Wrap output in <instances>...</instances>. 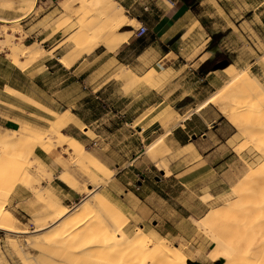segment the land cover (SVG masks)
<instances>
[{
	"label": "rangeland",
	"instance_id": "rangeland-1",
	"mask_svg": "<svg viewBox=\"0 0 264 264\" xmlns=\"http://www.w3.org/2000/svg\"><path fill=\"white\" fill-rule=\"evenodd\" d=\"M37 4L31 24L22 26L18 21L6 28L0 26V84H7L0 90V138L15 132L20 138L17 143L0 144V203L7 201L6 208L16 218L15 227L26 230H0V264H93V258L103 259L105 264L120 263L121 259L114 263L99 258L98 252L90 248L80 252L74 249L79 243L77 232L90 231L88 225L95 220L114 229L105 212L92 202L95 193L107 196L115 208H125V230L130 238L141 232L154 241L166 237L168 245L180 248L191 264H220L222 260L213 263L209 258L214 248L209 236L218 237L203 219L214 208L234 200L233 190L249 176L250 168H259L254 175L264 168V155L256 150L254 142L245 143L247 138L236 136L238 129L212 103L201 111L208 121H215L209 123V141L203 146L211 155L200 172L190 171L191 166L198 165L191 164L195 158L191 150L176 149L166 132H171L206 98L220 92L228 80L223 69L231 64L235 67L232 71L250 66V72L264 84V62L260 58L264 55V0L203 3L199 13L208 35L191 27L179 40L172 38L170 47L179 55L173 67L167 63L147 66L153 57L146 56L138 60L129 56V67L109 60L118 51L111 49L118 27L129 23L131 38H137L135 29L140 25L135 19L128 20L114 0H37ZM77 11L80 14L74 17ZM78 40L85 46H79ZM22 42L30 47L27 54L19 51ZM100 43L113 52L100 54L101 50H95ZM182 44L185 49L180 50ZM90 46V52L84 50ZM216 56L207 68L229 64L208 72L200 69L201 64ZM64 57H76L74 63L80 64L75 69L74 63L64 65ZM152 68L154 78L149 82L146 79ZM128 70H133L136 78H130ZM17 91L25 96H18ZM185 97L187 101L182 102ZM178 107L186 112L174 120L172 114ZM218 122L214 130L213 124ZM25 123L29 130L23 134L20 127ZM55 128L76 137L87 153L108 166L109 173L96 172L91 165V174L87 170L85 173V162L79 165L69 151L54 146L53 139L65 137L58 136ZM165 134L161 142L148 147ZM225 139L224 144L217 143ZM43 142L46 147L52 144L48 147L51 151L41 148ZM34 146V154L23 155ZM36 152L43 153V160ZM162 157L164 160H159ZM14 159H19L20 165L10 170ZM157 160L165 165L159 167ZM22 167L31 171L40 189L43 187L69 211L80 203H89L99 218L93 215L85 227L68 234L51 222L46 230L35 233L42 227L41 215L47 203L40 193L25 187ZM206 167L211 169L202 171ZM60 173L75 176L77 189L61 181ZM197 177L203 179L196 181ZM60 181L66 187L59 192L53 185ZM251 182L255 184L254 179ZM92 186L96 190L88 195ZM15 187L18 189L14 193ZM56 240L60 242L55 246L51 241ZM260 255L264 257V250Z\"/></svg>",
	"mask_w": 264,
	"mask_h": 264
},
{
	"label": "bare ground",
	"instance_id": "bare-ground-1",
	"mask_svg": "<svg viewBox=\"0 0 264 264\" xmlns=\"http://www.w3.org/2000/svg\"><path fill=\"white\" fill-rule=\"evenodd\" d=\"M78 12L79 11L75 12L74 17L80 14ZM131 22H135V20L133 19ZM6 26L7 25H4L5 28ZM130 34L131 32H125L123 34V38H127ZM91 41L92 39L88 40V44ZM121 41L122 40L115 39V42L111 43L113 45L111 46L110 44L111 49H115L121 43ZM77 44L79 46H85V44H81L80 40L77 41ZM19 45V51L21 53L27 54V49L30 50V47L25 45L23 42ZM90 49H92V46L85 47L84 50L90 52ZM29 52L31 53V51ZM75 58L71 57L68 59L67 57H64L62 62L70 66L74 62ZM260 58L264 62V55ZM249 67L250 66L245 67L243 70L239 71H232L235 69V67L233 64H231L223 69L228 76V80L219 93L213 94L206 98L197 107V110H201L209 103L216 105L221 114L227 118L229 123L238 129V133L235 135H240L247 138L245 143L254 142V146L257 148L256 150L264 155V84L257 76L250 72ZM152 71H154L153 68L149 71L148 77L146 79L149 82L154 78L152 76ZM127 73L130 75V78L131 75L136 78L135 72L133 70H128ZM159 79L161 78H158V80ZM144 82L146 81L144 80ZM156 83H159V81H156ZM15 94L18 96H25L18 91ZM56 113L57 112H55V114ZM179 118L180 116L178 114H173L172 119ZM20 128V132L23 134L27 133L29 130V126L26 123L22 124ZM49 133L52 134L51 132ZM56 133L58 136H63V134H65V137L53 139L54 146L62 147L64 150L69 151L68 154L70 157H74L79 165L85 162L87 167L88 165H91L93 170L96 172L102 174L109 173L110 169L108 166L101 162L97 157L87 153L83 147L84 145H82V143L76 137L66 134L62 131H57ZM168 133L169 130L166 132V134ZM166 134L164 136H159L148 147L151 148L155 144L161 142L165 138ZM19 139V136L15 132L12 133L10 137L0 138V144L6 145L7 142H12V144L17 143ZM22 139L23 137L21 140ZM51 145L52 144L49 146L51 147ZM41 146L40 147L46 152L51 151V148H48L49 146L46 147L44 142L41 144ZM36 147L37 146H34L29 150H25L23 155H29L32 153L34 154ZM192 147L191 145H188L185 146L184 149L191 150ZM243 151L244 150H242V153ZM5 153L7 155L6 151ZM87 157L88 160L84 161V159ZM159 160L163 161L164 158ZM159 160H157V165L162 168L165 163L163 162L164 164H160L161 161L158 162ZM19 165V159H14L11 161L10 170L17 169ZM261 166L263 167L264 165ZM89 168L90 167L84 168L83 171L87 170V172L90 173L91 171H89ZM258 169L259 168L256 167L255 169L250 168L251 173L249 176L246 177L244 181L237 188H235V190H233L234 200L228 201L218 208H214V210L203 219V224L206 225L218 237L217 240L208 235L214 244V248L209 253V258L213 263L222 260L220 264H264V257L263 255H260V251L264 250V168L261 169L257 175H254ZM168 171L170 170L168 169ZM22 172V179L27 183V186L25 187L31 190V192L33 191L40 193L39 195L41 196V199H44L47 203L46 210L41 215L44 217V222L42 223V227L35 230V233L46 230L49 226V223L51 222V224L56 223L60 225L59 229H61L63 233L68 234L71 231L82 228L83 226L85 227L86 223L90 218L93 217V215L99 218L97 213H95L93 210V206L89 203H80L77 207H75L73 212L69 211V209L63 206L56 197L52 196L48 192H44L42 190L43 187L41 189L39 188L38 180H35L33 175L30 173L31 171L29 172L27 167H22ZM59 178L61 181L72 187V189H77L76 187L79 183L75 176L71 177L68 175V173H60ZM252 179L255 180V184L251 182ZM107 180L108 179H106V181ZM24 184L25 182L23 185ZM95 187L92 186V188L89 189L88 195H92V193H94L96 190ZM93 201H95L100 210L105 212V215H107L108 219L114 225V229H111L108 223H102L101 220H95L94 222L92 221L93 224L88 225V229L90 228V231H78L76 234L78 235L79 243L74 247V249L77 252L90 248L95 252H98L97 256L99 258L102 257L107 261H114V263L119 259L122 260V258L125 257L122 262L120 260V263L118 261L117 264H191L192 260L187 258V254L185 253V255L180 248L170 246V244L168 245V243L164 240L166 237L164 239L162 238L154 241L151 236H148L149 234L147 235L146 233L141 232V234L136 235L134 238H130L125 230V226L127 225H125V220L127 218L126 214L119 208H115L116 206L114 207L112 202L104 194L98 193L96 195L95 193L92 202ZM6 202L7 201H3L0 203V230H4L6 232H26V230L19 231L15 227L16 225L14 224V221L16 218L12 211L6 208ZM114 208L115 211L113 210ZM111 209L114 211H112L113 213L111 212ZM41 216L38 215L37 217L41 218ZM51 242L55 243L56 246L59 245L58 243L60 241L56 240ZM209 243L211 242L209 241ZM148 253L149 255H146ZM92 255L95 256V254ZM93 259V264L106 263V261L103 259Z\"/></svg>",
	"mask_w": 264,
	"mask_h": 264
},
{
	"label": "crops",
	"instance_id": "crops-1",
	"mask_svg": "<svg viewBox=\"0 0 264 264\" xmlns=\"http://www.w3.org/2000/svg\"><path fill=\"white\" fill-rule=\"evenodd\" d=\"M49 1L52 2L53 0ZM114 1L117 3V5L123 8L124 16L128 20L135 19L139 23L144 22L149 27V33L146 36L141 37V39L131 38V34L127 38H123V34L125 32H132V30L129 29V23L118 27L117 31H115L114 36L116 39L122 41L115 48H118V51H116L114 55L112 54L109 56V60L111 62H115V64L117 65H124L129 67V56H135V60L146 56L153 57L152 62L147 66H158L159 64L167 63L168 65L170 64V67H173L175 65V57H179V55L170 47V41L172 40V38L176 37L175 41L179 40L185 33H187V31H189L191 27L196 28L200 32H204L205 35H208V31L202 23L201 14L199 13L201 12L200 7L208 0H194L190 4H185L183 0H175L174 6H172L167 0ZM37 8V0H0V26L11 25L18 21L21 22V25L23 23L31 24L32 20H34L35 18V13H37ZM124 27H127L128 29L123 30L122 28ZM178 48L180 50H183L185 49V46L182 44L181 47ZM95 50H101L100 54H104L105 52H113L109 48L107 49L105 43H100V45L95 47ZM77 62L74 64L72 63L73 65L71 64L73 67L75 66L74 69L80 64V62L78 64ZM200 63L201 62H199V64ZM64 67L67 69L66 66ZM0 86V90L1 88L5 89L7 84H0ZM82 87L86 88L87 86L83 84ZM178 108L179 110L174 109L173 114H178L180 117L184 116L186 112L184 110L186 109L183 108L180 110V108L182 107ZM195 108L189 116H186L185 119H174L179 120V122L171 129V132H169V136L170 141L176 149H181L188 145H191V147L194 146L191 149V156L195 158L191 160V164L198 163V165H196V167H194V165L191 166L190 171L192 172L195 169L196 173H198L201 170L199 168L202 167L206 163V161L208 162V158L211 155L208 150H203V146L209 141V133L207 132L211 130L209 128V123L212 124L215 119L208 121L201 112L203 111V108L201 110H197V107ZM219 113L221 114L220 111ZM218 125L219 122L218 124L214 125L213 129H218ZM227 140L228 139L217 141V143L221 142L224 144V142H226ZM36 155L41 160H43L42 152H36ZM207 168L209 167L203 168L202 171L207 170ZM204 177L206 176H203V178ZM203 178L197 177L196 181ZM180 183L184 185L182 181H180ZM53 187L54 189L56 188L55 190L59 192L65 189L61 184L58 183L53 185ZM17 189L18 187L14 188V193L17 191ZM220 193L221 192H216L215 195H218ZM66 198L69 199L68 197ZM121 210L125 214L127 213L125 211V208Z\"/></svg>",
	"mask_w": 264,
	"mask_h": 264
},
{
	"label": "built area",
	"instance_id": "built-area-1",
	"mask_svg": "<svg viewBox=\"0 0 264 264\" xmlns=\"http://www.w3.org/2000/svg\"><path fill=\"white\" fill-rule=\"evenodd\" d=\"M172 6L175 5V0H167ZM135 36L137 38L144 37L149 33V27L144 22H140V25L135 29Z\"/></svg>",
	"mask_w": 264,
	"mask_h": 264
},
{
	"label": "trees",
	"instance_id": "trees-1",
	"mask_svg": "<svg viewBox=\"0 0 264 264\" xmlns=\"http://www.w3.org/2000/svg\"><path fill=\"white\" fill-rule=\"evenodd\" d=\"M184 1V3L185 4H190V3H192L194 0H183ZM123 30L124 29H128L127 27H124V28H122ZM138 39H141V37L140 38H138ZM217 58V56L214 58V59H208V60H206L203 64H201V66H200V69L201 70H203V71H206V72H208L209 70H211V68H207V65H209L213 60H215ZM187 97H185L183 100H182V102H185V101H187ZM59 184H61L63 187H66V184L65 183H63V182H59Z\"/></svg>",
	"mask_w": 264,
	"mask_h": 264
},
{
	"label": "water",
	"instance_id": "water-1",
	"mask_svg": "<svg viewBox=\"0 0 264 264\" xmlns=\"http://www.w3.org/2000/svg\"><path fill=\"white\" fill-rule=\"evenodd\" d=\"M228 64H229V62H224V63H221V64H216V65H214L212 67L211 70H215V69H218V68H223V67L227 66ZM213 125H215V123Z\"/></svg>",
	"mask_w": 264,
	"mask_h": 264
}]
</instances>
